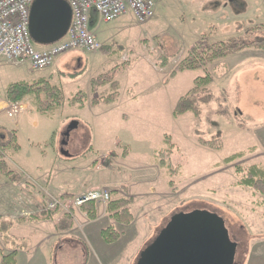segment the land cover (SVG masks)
Masks as SVG:
<instances>
[{
    "label": "rangeland",
    "instance_id": "rangeland-1",
    "mask_svg": "<svg viewBox=\"0 0 264 264\" xmlns=\"http://www.w3.org/2000/svg\"><path fill=\"white\" fill-rule=\"evenodd\" d=\"M238 1L157 0L155 16L146 23L131 14L105 22L92 11L91 32L116 53L74 50L39 70L25 62L0 60V104L8 102L10 84L64 75L59 78L65 104L52 118L37 114L35 97L23 102L29 110L16 118L9 119L5 109L0 110V125H4L0 133L4 131L7 142L15 137L6 151L9 167L23 176L20 184L26 181L27 185H16L18 189L5 193L3 183L9 180L0 174V231H8L14 248L21 252L17 264H24L27 256L42 254L47 260L51 257V264H137L141 252L175 214L196 210L225 221L231 241L238 245L235 264H264V197L239 186L235 170L238 165L264 166V51L247 49L207 70L184 71L170 78L198 39L226 42L242 36L246 29L264 25V0H240L246 4L243 11ZM162 55L168 57L166 66L157 60ZM80 64L87 68L83 75L78 79L66 76L80 70ZM113 68L121 84L118 100L91 105L97 94L90 91V79ZM206 73L214 79V101L203 107L199 118L192 113L175 118L177 101ZM79 90L88 95L84 109L69 105L71 92ZM200 138L220 139L222 147H204ZM160 152L169 153L172 172L160 167ZM238 153L245 156L232 164L223 163ZM29 178L38 185L27 183ZM123 184L128 197L136 200L131 206L136 220L130 226L113 224L102 205H98L99 220L86 225V220L73 215V197L56 196L48 189L80 195L104 188L113 198L114 192L123 195ZM174 191L177 195L170 196ZM51 196L65 201L67 207L51 209L56 214L52 221L46 220L50 223H30V216L49 211ZM41 197L45 209L33 202ZM66 214L73 219V228L55 230L54 223L56 227ZM109 226L121 233L117 243L107 244L99 236L98 231ZM46 235L60 238L52 251L50 244L38 246Z\"/></svg>",
    "mask_w": 264,
    "mask_h": 264
},
{
    "label": "trees",
    "instance_id": "trees-1",
    "mask_svg": "<svg viewBox=\"0 0 264 264\" xmlns=\"http://www.w3.org/2000/svg\"><path fill=\"white\" fill-rule=\"evenodd\" d=\"M238 3L241 7V11L245 10L246 4L240 0ZM247 49L264 51V25L246 29L242 36L231 38L226 42H212L207 37L198 39L188 51V55L177 64L170 74V78H174L180 72L184 71L207 70V68L212 66L215 62L226 59L233 54L243 52ZM101 51L109 55L116 53L106 48V46H103ZM157 60L158 62L161 61L162 66H166L168 57L162 55L161 58ZM213 83L214 79L208 73L204 76L197 77L193 81V87L177 101L173 111L174 117L178 118L187 113H192L196 118H199L202 114L203 107L208 106L214 101L215 97L211 90ZM120 89L121 84L115 79V69L93 78L91 80V91L97 94V97L92 99L91 105L115 103L120 96ZM30 97L36 98L39 114L50 118H52L65 104L64 91L59 86L52 84L46 79H39L33 82L20 81L10 84L6 89V99L10 104L25 102ZM87 101V93L83 90H79L71 98L69 105L78 109H84ZM13 140L15 141L14 136L11 142L3 143L0 141V174L4 175L12 183H20L24 179L23 176L11 170L6 158L7 147L12 145ZM168 142H170L169 136L167 143ZM199 142L202 146L215 150L222 147L220 139L206 141L200 138ZM14 147L18 149L17 145ZM125 153H127V149ZM114 155L113 153L110 157ZM244 156L245 153H238L228 157L223 163L232 164ZM157 158L161 168L167 169L169 172L173 171L169 167V153L160 152ZM235 170L239 176V186L251 188L264 197V166L252 165L244 167L238 165L235 167ZM172 183L171 181L170 185H172ZM125 192H127L126 189ZM132 203L133 200L131 198H112L107 204V213L115 223L123 226L131 225L134 222V215L131 210ZM81 209L91 220L98 218L97 203H87L82 206ZM55 214L54 210H46L39 215L30 216L29 220L46 221L52 219ZM73 225V219L70 215L66 214V216L62 217L57 222L56 229L58 231L68 232L73 228ZM101 237L105 243L114 244L120 240L121 233L114 226H109L101 231ZM0 239L2 242V246H0V264H17L18 251L14 248V244L11 243L8 231L2 229L0 231ZM5 250H8V252H5Z\"/></svg>",
    "mask_w": 264,
    "mask_h": 264
},
{
    "label": "built area",
    "instance_id": "built-area-1",
    "mask_svg": "<svg viewBox=\"0 0 264 264\" xmlns=\"http://www.w3.org/2000/svg\"><path fill=\"white\" fill-rule=\"evenodd\" d=\"M72 10V21L67 35L55 44L38 48L31 38L29 26L33 0H0V60L13 64L28 63L32 69L50 67L57 57L74 50L96 53L103 44L90 30V14L95 11L105 22H112L127 14L139 23L155 16L157 0H65ZM28 109L25 103L8 104L5 113L9 119ZM31 184L37 185L28 179ZM52 198L47 209L67 207L65 201ZM111 194L105 189L90 191L72 198L70 205L79 212L87 203L107 206ZM65 209V208H63ZM76 216L75 214H73Z\"/></svg>",
    "mask_w": 264,
    "mask_h": 264
},
{
    "label": "water",
    "instance_id": "water-1",
    "mask_svg": "<svg viewBox=\"0 0 264 264\" xmlns=\"http://www.w3.org/2000/svg\"><path fill=\"white\" fill-rule=\"evenodd\" d=\"M72 10L65 0H33L29 31L35 44L49 46L63 39ZM238 245L225 221L206 211L175 214L137 264H235Z\"/></svg>",
    "mask_w": 264,
    "mask_h": 264
},
{
    "label": "crops",
    "instance_id": "crops-1",
    "mask_svg": "<svg viewBox=\"0 0 264 264\" xmlns=\"http://www.w3.org/2000/svg\"><path fill=\"white\" fill-rule=\"evenodd\" d=\"M95 12V11H94ZM72 52V51H71ZM100 52V51H99ZM102 52V51H101ZM96 53H98V52H96ZM64 55V54H63ZM60 58H62V55H61V57L59 56V57H57L56 58V60L57 59H60ZM79 67L81 68L80 70H77V71H75V72H73V73H70V74H67L66 76H68V77H71V78H73V79H78L81 75H83L84 74V72L86 71V67L85 68H82L83 67V65H79ZM114 69V68H113ZM61 75H59V76H62L63 75V73H60ZM102 74H104V73H102ZM101 75V74H100ZM59 76L58 77H55L54 75H51L50 77H49V79L48 78H39V79H46V80H48V81H50L52 84H54V85H57V86H59L63 91H64V86H63V84H62V81L60 80V78H59ZM64 76V75H63ZM38 79V80H39ZM93 79V77L90 79V81H89V83H90V91H91V80ZM55 80H57V83H54L55 82ZM34 81H37V80H34ZM58 82H59V84L60 85H58ZM78 92V91H77ZM77 92H74V91H72L71 92V95H75ZM92 92V91H91ZM64 93H65V91H64ZM87 93V92H86ZM9 103L7 102L6 103V105H8ZM6 105L5 104H0V110L1 109H5V107H6ZM27 105H28V103H27ZM37 105V104H36ZM29 110V106H28V109L26 110V111H24L23 113H26L27 111ZM36 112H37V114L39 115V111H38V105H37V107H36ZM39 117V116H38ZM20 124V122H16V126H18ZM34 124L35 125H37V122L35 121L34 122ZM2 126H4V125H0V129L2 128ZM2 132V134L0 133V141L1 142H3V143H6L7 142V139H6V134H4V131H1ZM10 146H8L7 147V149L9 148ZM11 147H12V145H11ZM31 181H33V182H35L34 180H32L31 179ZM24 183L25 184H20V183H11V182H9L8 181V183H3V186L5 187V193H11L14 189H18L17 188V186L20 184V185H25V186H27L26 185V181H24ZM27 183H30V182H27ZM36 183V182H35ZM15 184V185H14ZM37 184V183H36ZM17 185V186H16ZM38 185V184H37ZM49 185V184H48ZM48 185H46V188L48 187ZM39 186H40V184H39ZM126 186H125V184H123L122 185V188L125 190L126 188H125ZM48 189L50 190V193L51 194H54V195H56V196H67L68 198H76V197H79V196H82L83 194H86V193H82V194H80V195H77V194H74V193H63V194H60V193H58V194H56V193H52V191H51V189L48 187ZM102 189H104V188H102ZM122 193H123V195L121 196V197H125V198H131L132 200H133V203H132V205L131 206H133V204H134V202L136 201L134 198H132V197H128V195H127V193H128V191L127 192H125V191H122ZM13 194V193H12ZM177 195V192L176 191H174L172 194H170V196H172V197H174V196H176ZM113 198H120V196L118 195V193L117 192H114L113 193ZM148 200V199H147ZM171 200V199H170ZM8 202L9 203H11V197L9 196V198H8ZM34 203H35V207H37L38 209H40V208H42V209H45L46 207H47V205H48V203H47V205H46V203H45V201L44 200H42V197H41V199H39V200H35V201H33ZM103 212H104V214H107L108 215V217H109V214L107 213V206H103ZM132 208V207H131ZM97 209H98V205H97ZM132 210V209H131ZM159 210H161V209H159ZM152 212V211H151ZM75 215L76 216H74L75 218H77L78 216H80L81 218H83V220L85 221L84 223H86V225H89V224H95L96 223V221H98L99 220V211H98V218L97 219H95V220H91L87 215H86V213L84 212V211H82V209L79 211V212H76L75 213ZM134 215V214H133ZM55 218V217H54ZM109 219L113 222V224H115V222L109 217ZM51 221H52V219H50ZM78 220V219H77ZM135 220H136V218H135V216H134V222H135ZM29 221V220H28ZM51 221H30V223H33V224H35L36 226H40V225H43V224H45V223H50ZM133 222V223H134ZM132 223V224H133ZM92 224V225H93ZM117 224V223H116ZM131 224V225H132ZM85 225V226H86ZM120 225V224H119ZM128 226H130V225H128ZM251 226H252V228L254 227V228H256L255 226H254V224H251ZM54 228H55V230H56V227H55V223H54ZM103 229H100L98 232H99V236H100V238L102 239V237H101V231H102ZM87 236V235H86ZM89 238V237H88ZM146 238H148V235H146ZM42 242H41V241ZM59 240H60V238L58 237V236H55V237H53V236H48L47 237V235L46 236H44L42 239H39V241H40V243H39V245L38 246H41L42 244H44V245H47V246H49V244L51 245V251L54 249V247H55V245H57L58 244V242H59ZM103 240V239H102ZM88 241L89 242H93V239L90 237L89 239H88ZM94 241H98V238L96 239L95 238V240ZM7 252H8V250H6ZM26 253H29V252H25V253H23V254H25L26 255ZM52 253V252H51ZM43 256H39L38 258H36V256H27L25 259V262H24V264H51L50 263V260H51V257L49 258V260H47L48 259V256L46 255V254H42ZM51 256V255H50ZM21 257V252H19L18 251V254H17V260H18V258H20ZM103 257H104V259L106 260V261H111L110 260V255H107V254H104L103 255ZM262 257H263V255H261V257L260 258H258L257 260H261L262 259ZM99 260H100V258H99Z\"/></svg>",
    "mask_w": 264,
    "mask_h": 264
}]
</instances>
